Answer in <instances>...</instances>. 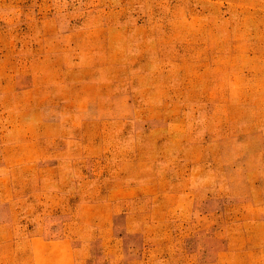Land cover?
Listing matches in <instances>:
<instances>
[{"label":"rangeland","instance_id":"374dc122","mask_svg":"<svg viewBox=\"0 0 264 264\" xmlns=\"http://www.w3.org/2000/svg\"><path fill=\"white\" fill-rule=\"evenodd\" d=\"M0 264H264V0H0Z\"/></svg>","mask_w":264,"mask_h":264}]
</instances>
